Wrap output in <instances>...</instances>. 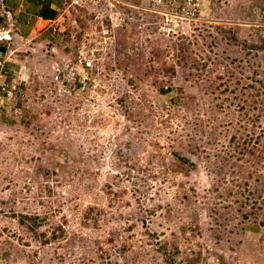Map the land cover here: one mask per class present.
Returning <instances> with one entry per match:
<instances>
[{
    "label": "rangeland",
    "instance_id": "obj_1",
    "mask_svg": "<svg viewBox=\"0 0 264 264\" xmlns=\"http://www.w3.org/2000/svg\"><path fill=\"white\" fill-rule=\"evenodd\" d=\"M202 2L166 25L153 8L182 0L73 1L52 30L72 53L25 49L29 112L0 101V264H264V0ZM90 53L89 89L51 84L52 57L76 74Z\"/></svg>",
    "mask_w": 264,
    "mask_h": 264
},
{
    "label": "crops",
    "instance_id": "obj_2",
    "mask_svg": "<svg viewBox=\"0 0 264 264\" xmlns=\"http://www.w3.org/2000/svg\"><path fill=\"white\" fill-rule=\"evenodd\" d=\"M73 1L74 0H0V30H3L10 36V40H6V45L2 44V48L0 49V81L9 84L19 75L21 77L23 76L25 69L20 70V67H26L24 64L27 57V55H25V49H27L28 46L32 50L40 49V53L44 54L45 49L42 48V46L44 42H47L45 36L48 30L52 27H58L56 26V22L60 20V12H65L66 8L71 5ZM115 1L127 5H135L143 3L145 0ZM43 7L56 10L59 15L52 19L43 18L40 14ZM58 29L60 31L59 27ZM1 41L4 40L2 39ZM59 42L60 41L56 39L51 45L52 47L46 49V53H51L54 56L58 55L60 58L66 57L64 54L67 55L72 53L68 45L62 46ZM46 47L48 48L47 45ZM45 59L48 58L46 57ZM52 59L55 62H59L55 57H52ZM1 95L2 93L0 91V96Z\"/></svg>",
    "mask_w": 264,
    "mask_h": 264
},
{
    "label": "trees",
    "instance_id": "obj_3",
    "mask_svg": "<svg viewBox=\"0 0 264 264\" xmlns=\"http://www.w3.org/2000/svg\"><path fill=\"white\" fill-rule=\"evenodd\" d=\"M40 14H41V16L43 18H50V19H52V18H55L56 16H58V11L53 10V9H51L49 7H43L42 10L40 11ZM45 37H46L45 40L48 42V46H51L56 41V39H57L56 36L54 35V32H52L51 29L48 30V32H47V34H46ZM6 43H7L6 39L4 41H1L0 40V49L2 48V44L6 45ZM251 46L264 48V39L261 40V42L259 44L251 45ZM180 54H181V57H183V52H180ZM56 63H58V64H56ZM56 63L54 64V67L57 65L58 67H60L62 69V71L60 72V79H59L60 81H54V80L51 79V81H50L51 84H53V86H54L55 84H58V82H61L62 86H65L69 90H71L72 88L73 89H77V87H78V78H79L78 72H76V74L74 72H70V74H68V72H66L67 69L66 70H63L65 68L60 63V61L59 62H56ZM92 70H94V69L92 68L90 70L91 75H92ZM12 83H16V84H14L15 85V89L13 91V95L14 96L12 95L15 100L17 98V100L14 102V107H16V108L18 107V109L20 108L22 110V112L23 111L29 112L27 110V108H26L27 106L24 104V102H26V98H23L22 100L18 99V96H20V94L23 92L22 90H24V89L27 88L26 83H24V82H18V78L16 77L14 79V81H12L9 84L6 83V82L0 83V91H1V89L3 87V85L6 86L5 87L6 89L7 88L10 89L11 88L10 84H12ZM89 86H91V80H89L86 83V86H85L84 89H86V90L89 89L88 88ZM160 89L164 90V88L162 86H160ZM1 93H2V91H1ZM3 94L6 96V91L5 90H4V93ZM75 95H76V93H75ZM119 99H120V103L124 102L125 99H126V94H124L123 96H121ZM9 101H10V99H9ZM35 118H36V116H32L30 113H25L24 115L23 114L21 115V118L20 119H21V122L22 123L29 125L30 121L32 119H35ZM4 121L7 122V123H11V121H9L8 119H4ZM41 129H43V123L42 124H34L33 127H32V131L36 135L39 134L42 131ZM249 153L250 154H253L254 153V150L253 149L249 150ZM173 156H176V158L179 159V161L182 162V163H188V165L190 167L194 165V162H190L189 159L185 158L184 156H181L177 152H175L173 154ZM244 184H247V183L244 182ZM259 188L261 189L262 187H259ZM261 190L257 189L258 196L261 195V192H260ZM262 205L264 206V202H263ZM253 207H252L253 210L254 209H258L255 206V203H254ZM259 208H260V206H259ZM252 211L250 210V212L243 213L242 214L243 219L246 220L248 218V216L252 213ZM18 220H19L20 223L26 225L29 228V230H31L33 232V234L35 235V237L39 238V237H41V236L44 235V234H41V232H38L37 231V227H38L39 222L41 220L39 216H36L34 214H19L18 215ZM43 241L46 242L47 240L45 239ZM160 247H161V249L164 250L165 259L168 260V262L170 263L171 262V259L173 258V256L170 257V254L165 249V246H160ZM219 264H223V263L221 262Z\"/></svg>",
    "mask_w": 264,
    "mask_h": 264
},
{
    "label": "built area",
    "instance_id": "obj_4",
    "mask_svg": "<svg viewBox=\"0 0 264 264\" xmlns=\"http://www.w3.org/2000/svg\"><path fill=\"white\" fill-rule=\"evenodd\" d=\"M153 3L161 4L162 0H152ZM171 1V0H170ZM174 1V0H173ZM74 2H77V0H74ZM202 0H182V3L177 6H173V8H170L171 10H162L160 8H153L154 11L160 13L164 16L163 23L166 25H169L172 18L176 19H186L189 21L196 22L200 20V10L202 7ZM0 38H10L8 34H6L3 30H0ZM95 54L90 53L86 56H83V58L80 60L78 65V87L77 89L82 90L85 88L86 83L91 80V73L90 70L94 67V60H95ZM52 71V79L54 81H60V72L62 69L58 67L57 65L53 68ZM65 70V69H63ZM73 74V73H72ZM6 86L3 85L2 90L6 91V96L4 98H8L12 96V89H15V85H12L10 89H6Z\"/></svg>",
    "mask_w": 264,
    "mask_h": 264
},
{
    "label": "clouds",
    "instance_id": "obj_5",
    "mask_svg": "<svg viewBox=\"0 0 264 264\" xmlns=\"http://www.w3.org/2000/svg\"><path fill=\"white\" fill-rule=\"evenodd\" d=\"M51 30H53V31H57V27H52V28H50ZM10 40V38H0V40ZM47 46H48V43H47ZM50 47H52V46H48V48L46 47V49H50ZM30 49V48H29ZM51 50H52V48H51ZM54 51V50H53ZM56 63V62H55ZM23 68H22V66L20 67V70H22ZM19 75V74H18ZM18 79L20 78V75L17 77ZM0 83H2V81H0ZM14 84H16V83H12V84H10V86H12V85H14ZM1 91H2V95L0 96V101H2L3 103L4 102H7L12 96H10V97H8V98H4V91L1 89ZM13 91H14V89H12V95H13Z\"/></svg>",
    "mask_w": 264,
    "mask_h": 264
}]
</instances>
